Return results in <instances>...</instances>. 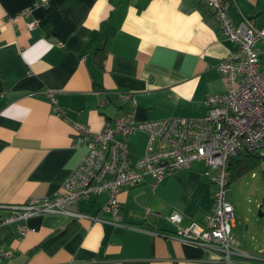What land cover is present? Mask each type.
Here are the masks:
<instances>
[{
	"label": "crops",
	"instance_id": "1",
	"mask_svg": "<svg viewBox=\"0 0 264 264\" xmlns=\"http://www.w3.org/2000/svg\"><path fill=\"white\" fill-rule=\"evenodd\" d=\"M226 2L235 24L246 17L264 27V0ZM25 9L31 14L21 15ZM29 18L40 25L27 29ZM256 48L264 64V39ZM235 49L199 0H0V215L10 213L8 205L62 189L87 151L77 143L75 122L99 131L124 111L138 122L203 116L206 97L227 89L218 65ZM129 143L134 163L147 151L149 135L136 131ZM206 171L199 160L158 183L147 176L125 187L118 221L105 209L104 192L79 202L87 218L40 214L1 224L0 247L14 255L0 257V264H220L211 246L176 237L179 227L202 222L213 207ZM226 198L235 206L233 230L242 231H233L234 251L259 259L235 254L238 264H264L256 208L244 211ZM174 211L178 224L168 219ZM67 225L72 233L54 252L42 246ZM250 233L259 238L253 246Z\"/></svg>",
	"mask_w": 264,
	"mask_h": 264
},
{
	"label": "built area",
	"instance_id": "2",
	"mask_svg": "<svg viewBox=\"0 0 264 264\" xmlns=\"http://www.w3.org/2000/svg\"><path fill=\"white\" fill-rule=\"evenodd\" d=\"M199 1L216 16L222 32L236 45L218 65L226 77V91L206 97V112L201 117L172 116L138 122L130 111H124L99 131L75 122L77 143H83L87 151L62 189L52 196L31 197L25 203L6 206L11 210L6 216L0 215V225L40 214L87 218L79 209V202L104 192L108 195L105 209L118 221L122 189L143 183L147 176L158 183L178 170L191 167L195 161L204 160L213 185V207L202 222L192 221L186 227H179L176 237L211 246L220 264H238L235 254L249 256L234 251L235 206L228 201L226 193L231 156L241 150L264 149V64L256 48L264 39V27L256 28L246 17L235 24L226 0ZM30 14L31 9L21 12L23 16ZM39 25L37 18L26 22L29 30ZM46 96L57 114L62 115L64 109L58 105L55 91L48 89ZM121 98L136 105L131 94L122 93ZM139 130L148 133V148L132 163L129 138ZM168 219L178 224L181 215L174 211ZM19 229L22 236L26 235L27 227L19 226ZM13 255L12 249L0 247V257Z\"/></svg>",
	"mask_w": 264,
	"mask_h": 264
},
{
	"label": "rangeland",
	"instance_id": "3",
	"mask_svg": "<svg viewBox=\"0 0 264 264\" xmlns=\"http://www.w3.org/2000/svg\"><path fill=\"white\" fill-rule=\"evenodd\" d=\"M258 152L262 155L264 154V149H261ZM226 196L231 198L233 202H237L244 209V211H247L249 208H256L255 215L252 216V218H257V221L261 224V231L264 227V216H260L258 204L263 203L264 198V160L262 164L253 170L245 173L239 178L233 179L227 188ZM257 202L259 203L256 204ZM262 209V212H264V206ZM239 221H243V219ZM243 222L245 223V221ZM249 224L251 226L253 225L252 220ZM233 231L235 235L242 233L241 227H239L238 230L235 229ZM251 235L252 233L249 234L248 243L253 246L259 238H257V240L253 238L251 239ZM262 239V243H264V238Z\"/></svg>",
	"mask_w": 264,
	"mask_h": 264
},
{
	"label": "trees",
	"instance_id": "4",
	"mask_svg": "<svg viewBox=\"0 0 264 264\" xmlns=\"http://www.w3.org/2000/svg\"><path fill=\"white\" fill-rule=\"evenodd\" d=\"M264 154L259 152H250L248 150H241L237 154L231 156L229 160L230 179L229 184L235 178H239L245 173L253 170L263 163ZM72 233V227L67 225L63 229H59L48 235L43 241L42 246L49 252H54L65 239Z\"/></svg>",
	"mask_w": 264,
	"mask_h": 264
},
{
	"label": "water",
	"instance_id": "5",
	"mask_svg": "<svg viewBox=\"0 0 264 264\" xmlns=\"http://www.w3.org/2000/svg\"><path fill=\"white\" fill-rule=\"evenodd\" d=\"M263 157H264V155H263ZM263 204H264V201H263V203H262L261 206H263ZM260 216H261V214H260ZM247 258H248V259H250V258H251V259H258L257 257H250V256H248ZM258 260H259V259H258Z\"/></svg>",
	"mask_w": 264,
	"mask_h": 264
},
{
	"label": "flooded vegetation",
	"instance_id": "6",
	"mask_svg": "<svg viewBox=\"0 0 264 264\" xmlns=\"http://www.w3.org/2000/svg\"><path fill=\"white\" fill-rule=\"evenodd\" d=\"M261 258V257H260ZM261 259H263V261H264V258H261Z\"/></svg>",
	"mask_w": 264,
	"mask_h": 264
}]
</instances>
